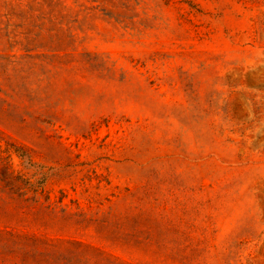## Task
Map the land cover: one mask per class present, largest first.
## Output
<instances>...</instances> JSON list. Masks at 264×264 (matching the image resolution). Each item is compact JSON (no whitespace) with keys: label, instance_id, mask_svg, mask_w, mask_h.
Masks as SVG:
<instances>
[{"label":"rangeland","instance_id":"rangeland-1","mask_svg":"<svg viewBox=\"0 0 264 264\" xmlns=\"http://www.w3.org/2000/svg\"><path fill=\"white\" fill-rule=\"evenodd\" d=\"M75 241L264 264V0H0V264Z\"/></svg>","mask_w":264,"mask_h":264},{"label":"trees","instance_id":"trees-1","mask_svg":"<svg viewBox=\"0 0 264 264\" xmlns=\"http://www.w3.org/2000/svg\"><path fill=\"white\" fill-rule=\"evenodd\" d=\"M15 152V155L22 161H25V164L31 166L32 165V162H31V159H30V156L28 155L27 152L24 151V149H16L14 150ZM2 169V176H8L9 172H8V168L5 167V166H2L1 167ZM4 178V177H3ZM18 180H19V177H18ZM23 180V179H22ZM20 181V182H23V181ZM1 181H3V179H1ZM6 182V181H5ZM27 184H29V182H25L24 185L27 186ZM38 186L36 187H41V185H43V182L39 181L37 182ZM30 185V184H29ZM13 188H15V186H13ZM19 190H21V188H19ZM36 191V190H34ZM71 244H75V245H78V246H84V247H87L86 249H89L91 251H93L95 253V255L97 256L96 257V260H97V264H126L124 261L122 260H119L118 258H115V257H106L104 256L100 250L94 248V247H89L87 245H83L81 242H77L75 241L74 243L71 242ZM76 263H80L79 259H76L75 261ZM83 264V263H82Z\"/></svg>","mask_w":264,"mask_h":264}]
</instances>
